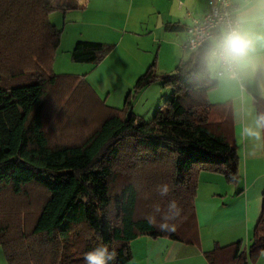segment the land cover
Segmentation results:
<instances>
[{"label":"trees","instance_id":"obj_1","mask_svg":"<svg viewBox=\"0 0 264 264\" xmlns=\"http://www.w3.org/2000/svg\"><path fill=\"white\" fill-rule=\"evenodd\" d=\"M54 1L0 0V245L8 263L84 264L85 253L107 246L116 253L110 264H130L139 237L195 244L200 174L242 178L232 109L209 100L219 81L203 59L207 45L174 73L157 75L154 64L124 106L111 108L86 77L54 73L63 35L52 23ZM155 82L172 93L146 122L133 113L135 94ZM256 109L264 113L263 100ZM172 200L183 214L174 232H161L146 217ZM262 208L250 245H217L210 264H251L264 254V193Z\"/></svg>","mask_w":264,"mask_h":264},{"label":"crops","instance_id":"obj_2","mask_svg":"<svg viewBox=\"0 0 264 264\" xmlns=\"http://www.w3.org/2000/svg\"><path fill=\"white\" fill-rule=\"evenodd\" d=\"M209 2L55 0L51 19H55L63 35L54 61V73L86 77L101 98H106L109 107L122 108L154 61L156 68L151 71L159 75L174 73L189 59L192 53L183 50L188 27L193 18L206 15ZM248 30L264 32V20H256ZM106 46L111 47V51L102 61L96 62L98 53ZM258 55L264 56V49H259ZM161 57L163 64L158 62ZM218 81V87L209 93V100L216 105L228 103L232 109L230 118L241 158L242 178L237 184H228L221 189L220 180L204 183L202 172L196 196L199 239L195 244H186L169 238L139 237L131 247L132 262L137 259L140 264H210L207 253L217 245L223 247L243 241L248 246L251 243L252 232L263 210L264 132L262 139L256 141L247 137L243 129L252 125L258 116L256 103L264 101V69L245 80L242 87ZM155 84L158 82L141 92ZM158 102L156 100L154 105ZM135 107L136 101L133 109ZM251 264H264V254Z\"/></svg>","mask_w":264,"mask_h":264},{"label":"clouds","instance_id":"obj_3","mask_svg":"<svg viewBox=\"0 0 264 264\" xmlns=\"http://www.w3.org/2000/svg\"><path fill=\"white\" fill-rule=\"evenodd\" d=\"M232 3L236 7L224 13L218 22L216 33L205 34L208 44L203 59L216 79L242 87L245 80L264 69V56L258 55V50L264 49V32L253 33L248 30V26L256 20H264V0H226L225 8H229ZM193 45L199 46L195 41ZM243 131L247 137L260 141L264 132V113L256 116L254 123ZM157 191L161 197H166L170 187L162 184L157 187ZM180 213L177 202L172 200L166 209L155 204L153 212L146 219L161 232H174V221ZM115 256V251H109L107 246L97 247L85 253L84 264H110Z\"/></svg>","mask_w":264,"mask_h":264},{"label":"rangeland","instance_id":"obj_4","mask_svg":"<svg viewBox=\"0 0 264 264\" xmlns=\"http://www.w3.org/2000/svg\"><path fill=\"white\" fill-rule=\"evenodd\" d=\"M52 23L57 25L55 19H52ZM122 48L120 49L119 52L122 51ZM119 54V53H118ZM186 56L189 55V53H185ZM132 62H135V65L137 64L136 61H133ZM160 64H163L164 60L161 59L158 61ZM155 64L154 68L152 70H154L156 68V62L154 61L153 62V65ZM167 89V90H164ZM172 93V90L170 88H166L163 86L162 83H158V84H155L154 87H152L151 89L145 91V92H139L138 94H135V99H134V102L136 101V107L135 109H133V113L137 116H140L141 118H143L144 121L146 122H149L151 121L154 116L156 115L157 111L159 110V108H161L165 102V100L170 97L169 95ZM158 100L159 104L158 105H154L155 101ZM204 176V177H203ZM208 176H213L214 178H211L209 179ZM223 176L221 175H217V174H211V173H205L203 172V175H202V181L204 183H217V181L220 180L222 186H221V189L225 188V186H229L228 184L230 183H226V181L222 178ZM203 191L206 192V189L203 188ZM180 209H181V213L180 215L183 214V209L181 206H178ZM147 238H150L152 239L150 236H145ZM132 244L133 242L131 243V247H132ZM6 253H5V250H4V246L3 245H0V264H9L8 263V260H7V257H5ZM130 264H140L139 261L136 259L134 260V262L130 263Z\"/></svg>","mask_w":264,"mask_h":264},{"label":"built area","instance_id":"obj_5","mask_svg":"<svg viewBox=\"0 0 264 264\" xmlns=\"http://www.w3.org/2000/svg\"><path fill=\"white\" fill-rule=\"evenodd\" d=\"M226 0H210L209 9L203 18H193L192 24L188 27V37L185 43H183V50L194 53L200 48L208 44L205 34H215L218 22L223 17L226 11L230 12L234 8V4H230L229 8H225ZM196 42L199 46L194 47L193 42Z\"/></svg>","mask_w":264,"mask_h":264}]
</instances>
